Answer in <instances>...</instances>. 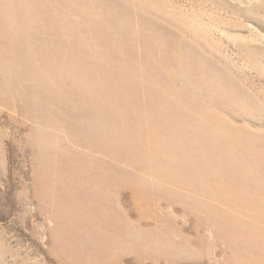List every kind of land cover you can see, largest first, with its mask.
Returning <instances> with one entry per match:
<instances>
[{
  "label": "rangeland",
  "instance_id": "1",
  "mask_svg": "<svg viewBox=\"0 0 264 264\" xmlns=\"http://www.w3.org/2000/svg\"><path fill=\"white\" fill-rule=\"evenodd\" d=\"M113 1L133 39L143 41L149 20L187 41L194 71L165 64L171 49L128 50L121 16L93 43L73 33L55 49L48 89L19 71L14 50L16 71L0 91V264H165L174 255L177 264H264V0ZM92 47L106 67L93 69ZM27 82L34 102L17 89ZM91 169L105 175L95 185ZM45 176L59 193L76 191L69 222ZM90 196L127 231L103 209L94 219ZM154 228L162 242L188 236L191 247L154 243Z\"/></svg>",
  "mask_w": 264,
  "mask_h": 264
},
{
  "label": "bare ground",
  "instance_id": "2",
  "mask_svg": "<svg viewBox=\"0 0 264 264\" xmlns=\"http://www.w3.org/2000/svg\"><path fill=\"white\" fill-rule=\"evenodd\" d=\"M83 3L86 4L83 6L80 5ZM113 4V0H0V40L8 39V42H6L5 44L0 42V91H5L8 88L7 83L10 77V73L16 71L14 68H10L13 60L14 50H17V55L21 57L19 61L16 60L17 62H15V64H21L26 67L25 69H21L19 71L24 72L23 75H28L31 78L35 77L36 74L37 77L41 79L45 84V88L48 89L56 84V82H54L51 86L46 87V83L50 84L51 82L48 80V77L55 76V67L59 62H57L56 60L57 53L55 52V49L63 47L65 43H69V38L73 35V33H86L87 36H91L90 40L93 43L94 36L96 34H98L99 32L104 33L106 31H111L113 26L112 21L116 16L117 18L118 16H121V19L119 20L120 31L123 32V35L126 39V41H123V44L128 50H132V47L137 42H140L144 47L149 46L157 48L159 50L161 49L163 52L166 49H171L172 51L170 53H167L165 56V64H167L168 66L174 65L176 66V68H178V66H183V68L179 67L181 71H184L183 76H186L192 70L194 71L195 67H191L190 70L189 66L188 58L190 56L188 51L190 46L187 41L178 38L169 30L161 28V26L157 25L156 23H152L149 20H142V23L145 26L143 27V33L142 31H140L142 33L143 41L139 39H133L127 24L128 20H126L124 14H122L123 10L121 11V13L120 8L119 10H117L118 7L115 8ZM65 9H68L69 12H66ZM90 9H92V11ZM99 16H102V18L98 21L96 18H98ZM45 42H47L46 45ZM40 49H42V51L39 53ZM95 52L96 49L94 47H92L91 51L89 52L90 62L93 69H95L96 61L99 60ZM106 54L109 56V53ZM107 62L108 61H102L103 65L100 62L98 68L100 66L106 67ZM43 66L45 67V69L35 70L36 67L42 68ZM87 80L88 82H92V78H88ZM83 85L86 86L87 83H84ZM27 86L28 82L26 83L24 89L20 88L19 86L17 89L22 91L21 94L25 93L27 98L34 102V96L36 93L28 92L27 94ZM90 86L93 87V84H91ZM154 95L155 93L153 94V96ZM65 98H68V96H64V99ZM83 99H86V110H91L93 107V99L91 98V96H85L83 97ZM77 115H80V118L78 120L81 121L83 116H81V113H78ZM187 117H189V120L193 123L197 116L195 114H192V112L190 111V113H187ZM220 126L222 132L233 131L232 128L228 127L227 124H220ZM64 159L68 160V158ZM90 171H93V169L87 170V172L84 173L85 176L90 179L92 185L100 182L105 176L100 174L93 175L90 173ZM79 172L81 175V170ZM75 173H77V168L76 165H73L71 175H74ZM63 177H66V174H64ZM43 179L45 181V194L56 196L53 202L57 206L56 211L59 212V215L63 212L64 221H68V219L73 218L71 212L68 211L67 208L68 204H70L69 197L75 196L76 191L66 189L63 192L59 193L55 190L54 187L48 186V180L46 176ZM111 183L114 184L113 182ZM93 192L94 195H96L95 189L93 190ZM80 195L81 194L78 193L77 197H74V201L75 203H77V206L82 207L83 201L79 199ZM90 197L91 199H93L92 204H94V206H92V214L94 216V219L97 218V216L103 209L104 214L113 220L114 226H123L125 228L124 232L127 231V227L116 220L112 210L108 212L107 210H105V203L102 200H98L94 196ZM189 201L192 203V205L195 204L193 200L189 199ZM65 213H67V216L65 215ZM55 222H60V227L63 225V223L59 220V216L56 217ZM227 228L228 230L231 229L228 226ZM143 232L148 234L150 232V229L143 230ZM221 232L224 234V228L222 227ZM48 233L50 235L55 234L54 230L52 229L48 230ZM60 234H62V228H60ZM65 234L66 236L62 237L64 238V240H66V244H68L69 246V244L74 241L76 234L71 233L70 231ZM153 234L154 237H152V239L154 240V243L159 244V242H161L173 246L171 239H174L176 241L175 244H178V246L182 245L183 248L191 247L190 238L188 236H182V238L179 240L180 237L173 235L162 242L161 238L156 237V235H158V232L156 233L155 228L153 229ZM180 259V255H174L171 259L172 261L166 262L165 264H177L178 261L180 262Z\"/></svg>",
  "mask_w": 264,
  "mask_h": 264
}]
</instances>
